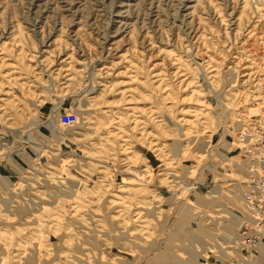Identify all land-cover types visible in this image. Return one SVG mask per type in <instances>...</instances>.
Listing matches in <instances>:
<instances>
[{"label": "rangeland", "instance_id": "1", "mask_svg": "<svg viewBox=\"0 0 264 264\" xmlns=\"http://www.w3.org/2000/svg\"><path fill=\"white\" fill-rule=\"evenodd\" d=\"M258 123L264 0H0V264L236 258Z\"/></svg>", "mask_w": 264, "mask_h": 264}, {"label": "built area", "instance_id": "2", "mask_svg": "<svg viewBox=\"0 0 264 264\" xmlns=\"http://www.w3.org/2000/svg\"><path fill=\"white\" fill-rule=\"evenodd\" d=\"M254 135L243 154L252 158L259 167L244 186L240 194L241 221L238 225L239 254L225 264H249V259L257 251V239L261 236L264 224V123H258ZM241 228L243 230H241Z\"/></svg>", "mask_w": 264, "mask_h": 264}, {"label": "bare ground", "instance_id": "3", "mask_svg": "<svg viewBox=\"0 0 264 264\" xmlns=\"http://www.w3.org/2000/svg\"><path fill=\"white\" fill-rule=\"evenodd\" d=\"M258 240V239H257Z\"/></svg>", "mask_w": 264, "mask_h": 264}]
</instances>
